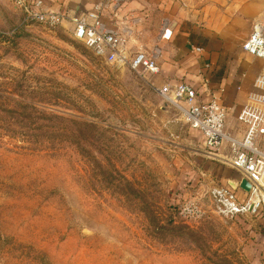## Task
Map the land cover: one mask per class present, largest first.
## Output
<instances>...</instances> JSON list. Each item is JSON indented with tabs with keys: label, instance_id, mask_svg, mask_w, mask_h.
<instances>
[{
	"label": "rangeland",
	"instance_id": "374dc122",
	"mask_svg": "<svg viewBox=\"0 0 264 264\" xmlns=\"http://www.w3.org/2000/svg\"><path fill=\"white\" fill-rule=\"evenodd\" d=\"M60 1L36 8L64 15L50 24L0 0V264H264V209L231 210L237 174L129 68L147 49L97 55L74 36L80 1ZM182 1L249 31L241 0Z\"/></svg>",
	"mask_w": 264,
	"mask_h": 264
},
{
	"label": "crops",
	"instance_id": "0c3cea01",
	"mask_svg": "<svg viewBox=\"0 0 264 264\" xmlns=\"http://www.w3.org/2000/svg\"><path fill=\"white\" fill-rule=\"evenodd\" d=\"M79 1L75 6L77 15H86L90 11L88 9L94 7L103 9L102 13L111 17L107 19L101 15L107 28L120 38L122 50L125 45L147 49L148 52L156 49L160 71L149 74L153 86L185 83L195 89L198 103L208 102L212 94H216L221 98V103L237 108L235 114L228 113L227 132L237 138L244 136L245 126L238 119L240 109L251 94L264 93L254 85L258 76H264V61L242 51L245 43L242 44V39L251 35L256 22L264 20L261 0H241L240 19L249 26V31L234 36V39L231 38L234 27L230 23L227 27H221L210 20L201 22L199 15H194V7L182 0H119L118 4L112 0ZM42 2L57 9L61 1ZM73 17L72 23L75 20ZM166 31L171 32L169 39L164 38ZM237 45L242 47L238 49ZM195 48H201L202 52H196ZM191 128L194 137L203 140L201 131ZM216 157L213 159L237 174L235 180L229 181L228 195L237 199L245 195L247 198L250 193L239 187L243 176L228 163L232 158L229 146L224 145Z\"/></svg>",
	"mask_w": 264,
	"mask_h": 264
},
{
	"label": "built area",
	"instance_id": "2783aa9c",
	"mask_svg": "<svg viewBox=\"0 0 264 264\" xmlns=\"http://www.w3.org/2000/svg\"><path fill=\"white\" fill-rule=\"evenodd\" d=\"M118 4L119 0H112ZM25 12L32 19L53 24L63 19V14H53L36 10L43 6L42 0H34L32 4L26 0H17ZM87 18L74 20V36L89 45L94 52L108 55L110 61L124 58L120 48V38L109 30L97 12ZM170 31L164 34L169 39ZM243 50L264 61V22L254 25L253 31L243 45ZM202 52L201 48H195ZM129 68L138 74H157L160 68L157 63V53L139 51L128 62ZM257 89L264 91V76H258L254 82ZM159 93L166 102L180 109L187 123L201 131L204 147L211 158H217L218 152L224 145H228L232 158L229 165L246 178L252 185L249 200L242 206L227 198L231 210L236 212H259L264 209V93H253L246 104L242 106L238 119L245 126L242 138L230 135L226 130V121L231 108L221 103L220 97L212 94L208 102H197L195 89L185 83L175 86L164 85Z\"/></svg>",
	"mask_w": 264,
	"mask_h": 264
},
{
	"label": "water",
	"instance_id": "95a60500",
	"mask_svg": "<svg viewBox=\"0 0 264 264\" xmlns=\"http://www.w3.org/2000/svg\"><path fill=\"white\" fill-rule=\"evenodd\" d=\"M239 187L241 189H243L245 192L247 193H250L251 192V189H252V185L251 183L246 179V178H243L241 181H240V184H239Z\"/></svg>",
	"mask_w": 264,
	"mask_h": 264
}]
</instances>
